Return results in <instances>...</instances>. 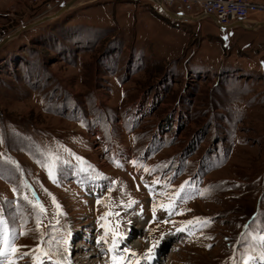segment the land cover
Listing matches in <instances>:
<instances>
[{"label": "rangeland", "instance_id": "obj_1", "mask_svg": "<svg viewBox=\"0 0 264 264\" xmlns=\"http://www.w3.org/2000/svg\"><path fill=\"white\" fill-rule=\"evenodd\" d=\"M70 1L0 0V215L16 246L43 264H264V27L78 0L22 30Z\"/></svg>", "mask_w": 264, "mask_h": 264}, {"label": "built area", "instance_id": "obj_2", "mask_svg": "<svg viewBox=\"0 0 264 264\" xmlns=\"http://www.w3.org/2000/svg\"><path fill=\"white\" fill-rule=\"evenodd\" d=\"M139 1V0H132ZM171 25L199 26L205 19L215 20L214 24L229 32L242 22L247 23L249 15L264 12V4L251 0H148ZM63 5V4H62ZM50 12V5H48ZM51 13V12H50Z\"/></svg>", "mask_w": 264, "mask_h": 264}, {"label": "snow or ice", "instance_id": "obj_3", "mask_svg": "<svg viewBox=\"0 0 264 264\" xmlns=\"http://www.w3.org/2000/svg\"><path fill=\"white\" fill-rule=\"evenodd\" d=\"M135 163V162H134ZM119 166V165H117ZM147 171V169H146ZM49 175L50 177L53 176V172L52 169L49 168ZM158 183V181H157ZM180 191H183V186L181 187ZM180 193L177 192L175 194L176 198H179ZM36 207L39 208L40 212H44V208L42 207V205L37 204ZM105 207H107V205H105ZM157 205H154L153 208V216L155 218V209H156ZM158 207L163 208L165 211H167L169 213V215H172V208H173V204H169V205H164V204H160L158 205ZM109 215H112L111 212H105V214L103 216L100 217L101 220H105L106 221V217H108ZM107 223V221H106ZM161 223H168L167 220L165 221H161ZM189 224H192L193 222H188ZM195 223H200V224H204L206 225L208 222L207 221H201L199 220V218L197 219V221H195ZM40 226V221L39 219L37 220V228H39ZM102 227L105 228V232H104V236H102L100 239L102 241H104L105 243L108 242V236H109V232H112V239H111V246L108 249V251L110 252H115L118 247V234L115 232V230H110L106 224L105 225H101ZM184 228H180L177 229V231H184ZM12 232H15V228L13 226ZM154 231V230H153ZM26 233H19V235H25ZM121 240L123 239L122 236L119 237ZM16 239H18V235H10V229H9V224L8 221L2 216L0 215V264H17V259H23L25 256H31L33 258L34 261L36 260H40V257H37L35 255V253L39 252V248L36 249H32L30 252H21L20 249L16 246ZM160 239H163V236H161ZM257 239H259L261 241V243H264V235H261L259 237H257ZM99 242V241H98ZM160 243L159 240H156L154 242H152L151 247L148 248L147 252L144 254L145 259L151 260L152 259V254H153V249ZM41 257L43 256H47V252H42ZM132 256H135L136 253H131ZM112 260L114 262V264H122L123 260H124V256L123 254H119V256L117 255H113ZM40 264H43V261L40 260ZM137 264H139V261H137Z\"/></svg>", "mask_w": 264, "mask_h": 264}, {"label": "water", "instance_id": "obj_4", "mask_svg": "<svg viewBox=\"0 0 264 264\" xmlns=\"http://www.w3.org/2000/svg\"><path fill=\"white\" fill-rule=\"evenodd\" d=\"M77 1H78V0H72V1H70L68 4L64 5L59 11H57L52 17H46V18H43V19H41V20H39V21H37V22L31 24V25H28V26H26V27H23L22 30H28V29H31V28H33V27H35V26H37V25L42 24L43 22H46V21H48V20H51V19H54V18L59 17L64 11L68 10V9H69L72 5H74ZM211 19H212L213 21H215L212 17H211ZM237 25L239 26V28L248 29L247 27H245V25H244L242 22H239ZM257 27H264V23H260ZM253 29H254V27H251V28H250V30H253ZM7 40H8V39H3L2 41H0V47L3 46V45L6 43Z\"/></svg>", "mask_w": 264, "mask_h": 264}, {"label": "crops", "instance_id": "obj_5", "mask_svg": "<svg viewBox=\"0 0 264 264\" xmlns=\"http://www.w3.org/2000/svg\"><path fill=\"white\" fill-rule=\"evenodd\" d=\"M247 23L250 24V27L248 29H244V28H240L242 30H244L245 32H257L259 31V29L263 28V27H257L260 23H264V21H257V20H253V19H249L247 20ZM251 27H254L253 30H250Z\"/></svg>", "mask_w": 264, "mask_h": 264}]
</instances>
